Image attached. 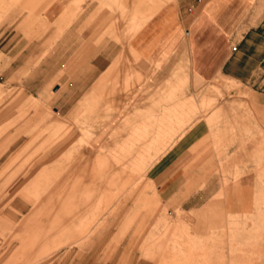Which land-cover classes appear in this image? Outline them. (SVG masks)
<instances>
[{"label": "rangeland", "instance_id": "rangeland-1", "mask_svg": "<svg viewBox=\"0 0 264 264\" xmlns=\"http://www.w3.org/2000/svg\"><path fill=\"white\" fill-rule=\"evenodd\" d=\"M171 1L0 0V264H264V75L192 81L180 44L145 78Z\"/></svg>", "mask_w": 264, "mask_h": 264}, {"label": "crops", "instance_id": "crops-1", "mask_svg": "<svg viewBox=\"0 0 264 264\" xmlns=\"http://www.w3.org/2000/svg\"><path fill=\"white\" fill-rule=\"evenodd\" d=\"M187 1L173 0L164 4L129 39L128 47L143 58L142 70H148L145 78L152 72L157 73L180 44L185 47L181 58L185 57L192 81L206 83L217 78L229 87H235L237 83L234 80L248 84L259 73L264 75V11L259 18L255 15L264 0ZM52 8L47 12L49 16L56 11ZM32 20L29 15L23 28H27ZM105 45L110 47V54L97 58L96 70L108 60L113 63L115 51H118V45L113 42L107 41ZM111 62L101 75L111 66ZM187 92H194L193 85H188ZM247 97L250 98V94ZM234 104L230 103L229 108L235 109ZM246 105L251 117L258 115L255 108ZM208 134L205 122H198L184 135L183 152ZM178 152L179 149L167 162L178 158Z\"/></svg>", "mask_w": 264, "mask_h": 264}]
</instances>
